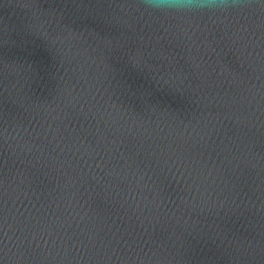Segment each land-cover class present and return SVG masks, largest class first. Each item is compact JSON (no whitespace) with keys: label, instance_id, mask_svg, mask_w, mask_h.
I'll use <instances>...</instances> for the list:
<instances>
[{"label":"water","instance_id":"1","mask_svg":"<svg viewBox=\"0 0 264 264\" xmlns=\"http://www.w3.org/2000/svg\"><path fill=\"white\" fill-rule=\"evenodd\" d=\"M0 264H264V0H0Z\"/></svg>","mask_w":264,"mask_h":264},{"label":"clouds","instance_id":"2","mask_svg":"<svg viewBox=\"0 0 264 264\" xmlns=\"http://www.w3.org/2000/svg\"><path fill=\"white\" fill-rule=\"evenodd\" d=\"M161 2L163 3V0H161ZM159 6V5H158Z\"/></svg>","mask_w":264,"mask_h":264}]
</instances>
